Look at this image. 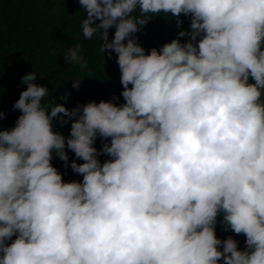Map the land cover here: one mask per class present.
<instances>
[{"label":"clouds","instance_id":"clouds-1","mask_svg":"<svg viewBox=\"0 0 264 264\" xmlns=\"http://www.w3.org/2000/svg\"><path fill=\"white\" fill-rule=\"evenodd\" d=\"M77 2L84 39L116 54L124 103L69 109L56 99L70 93L22 76L21 114L0 127V264H264V0ZM161 15L180 31L146 52L136 34ZM64 57L88 70L81 44ZM221 216L243 250L217 236Z\"/></svg>","mask_w":264,"mask_h":264},{"label":"trees","instance_id":"trees-1","mask_svg":"<svg viewBox=\"0 0 264 264\" xmlns=\"http://www.w3.org/2000/svg\"><path fill=\"white\" fill-rule=\"evenodd\" d=\"M163 15V14H162ZM155 16L146 27L137 33L139 43L147 51L159 48L163 44L176 38L180 28L174 18ZM85 13L77 0H0V110L6 115L0 121V127L11 128L21 114L13 110V104L18 100L26 85L21 83L24 74L35 71L38 75L37 83L45 85L51 91L49 98L56 99L65 93H70L65 100L56 99L69 109L78 103L90 101H109L119 97L114 102L124 103L120 93L123 88L120 83V71L116 62V54L109 56L108 52L99 53V42L84 39L80 24ZM183 27L188 28L190 18L181 15ZM98 23V21H97ZM115 29H109V39ZM188 37L181 38L182 42ZM73 44L83 46V54L88 61V70H81L78 66L67 64L64 52ZM84 78L79 89L73 88V78ZM55 126L65 136L70 132V123ZM102 148V141L98 137L95 145ZM69 164L76 159L75 154L68 151ZM101 162L109 159L106 155L98 157ZM77 163L83 161L76 159ZM53 165L63 175L65 182L82 181V175L76 174L71 167H65L59 158L52 161ZM222 216L218 218L216 234L224 239L233 236L238 240L241 250L245 247V237L236 235L231 230L224 231ZM15 239V237H13ZM11 241H9L10 243ZM222 264V262H221Z\"/></svg>","mask_w":264,"mask_h":264}]
</instances>
